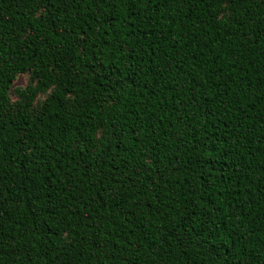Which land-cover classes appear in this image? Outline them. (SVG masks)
I'll return each mask as SVG.
<instances>
[{"label": "trees", "instance_id": "obj_1", "mask_svg": "<svg viewBox=\"0 0 264 264\" xmlns=\"http://www.w3.org/2000/svg\"><path fill=\"white\" fill-rule=\"evenodd\" d=\"M0 264H264V0H0Z\"/></svg>", "mask_w": 264, "mask_h": 264}, {"label": "rangeland", "instance_id": "obj_2", "mask_svg": "<svg viewBox=\"0 0 264 264\" xmlns=\"http://www.w3.org/2000/svg\"><path fill=\"white\" fill-rule=\"evenodd\" d=\"M26 83V78L24 76H19L15 82V86H24Z\"/></svg>", "mask_w": 264, "mask_h": 264}]
</instances>
